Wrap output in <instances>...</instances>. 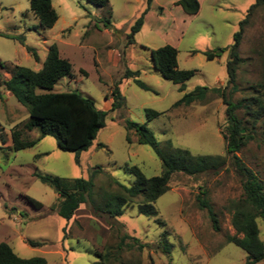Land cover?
<instances>
[{
	"label": "rangeland",
	"instance_id": "obj_1",
	"mask_svg": "<svg viewBox=\"0 0 264 264\" xmlns=\"http://www.w3.org/2000/svg\"><path fill=\"white\" fill-rule=\"evenodd\" d=\"M174 1L157 0L160 13L155 5L150 6L148 19L129 42L131 26L144 10L146 0H108L106 8L88 0H51L57 19L47 30L39 26L30 11L29 0H0V32L8 35L0 36V63L4 65L0 67L1 76H8L7 65L11 64L39 69L54 42L60 56L70 61L71 73L60 78L51 92L77 91L93 99L101 110H109L115 85L124 98L119 109L108 112L104 126L85 150L63 151L53 136L46 135L34 146L14 151L10 131L27 121L29 112L0 86V242L7 243L19 257L40 256L45 258V264H90L98 260L95 252H103L109 254L107 264H244L245 251L226 240L235 234L230 221L231 202L242 196L239 178L229 162L220 170L195 176L174 173L168 190L154 202L155 217L139 214V199L135 198L111 223L91 213L90 200L79 206L72 219L59 217L52 210L58 200L56 189L34 176H93L92 198L100 202L102 190L108 188L107 177L130 186L134 175L127 169L132 166L146 177L158 175L161 160L150 146L137 143L135 132L125 128V120L146 123L160 147L170 141L173 148L186 149L194 155L226 154L221 135L226 124L225 106L220 98L208 94L202 102L172 105L195 86L226 84L228 52H221L218 60L206 59L203 52L229 46L255 0H199L201 9L197 15H187ZM108 16L109 23L105 25ZM166 44L176 47L178 68L199 70L185 81L182 91L153 67L150 49ZM25 46L35 51L37 60ZM239 56L242 62L233 101L251 95V87L262 79L264 7H257L251 14ZM128 71H139L136 78L148 89L127 77ZM146 109L160 114L147 121ZM263 132L264 122L260 120L255 139L237 155L264 181ZM25 134L36 138L38 131ZM94 170L100 172L92 175ZM111 189L117 188L112 185ZM27 197L42 206L35 207ZM198 197L206 199L216 213L219 231L213 230ZM257 224L264 243V222L257 218ZM163 231L171 245L168 254L157 245ZM124 233L130 238L118 248V237ZM28 240L42 245L31 246ZM255 264H264V259Z\"/></svg>",
	"mask_w": 264,
	"mask_h": 264
},
{
	"label": "trees",
	"instance_id": "obj_2",
	"mask_svg": "<svg viewBox=\"0 0 264 264\" xmlns=\"http://www.w3.org/2000/svg\"><path fill=\"white\" fill-rule=\"evenodd\" d=\"M94 5L106 8L108 0H88ZM152 0H146V6L135 19L128 34V41L133 42L134 34L137 33L144 20V15ZM184 13L196 14L200 9L198 0H175ZM264 7V0H255L250 5L247 13L239 22V29L233 34L232 43L223 48L204 51L206 59L212 60L223 51H227L226 84L219 87L195 86L192 90L184 92L172 106H188L194 102H202L208 94H215L221 99L225 106L224 129L221 135L225 142L226 154L223 155H194L190 151L181 148H173L170 141H166L164 147H160L152 131L146 123H137L125 120L127 130H132L137 136V143L150 146L157 157L161 160L162 169L158 175L146 177L141 170L132 166L127 170L134 175L130 186H124L111 177L108 179V188L102 190V200L96 202L92 198L93 176L85 178L68 179L59 176L34 174L41 182L54 187L58 194V200L52 210L61 218L70 220L79 206L91 201V213L96 216H104L111 223L120 216L126 204L138 198L137 211L145 217H155L157 211L154 202L159 196L168 190V183L174 173L181 172L195 176L207 171H217L223 168L227 162L232 166L234 173L238 176L242 189V196L232 201L231 225L235 230L234 235L226 237L227 242L240 247L246 253L244 264H255L264 259V243L259 237L257 218L264 222V181L260 179L248 166L244 164L237 155L250 140L255 139L257 124L260 120L264 122V71L261 81L253 85L252 93L237 101L232 100V95L238 91L236 83L237 70L242 58L239 56V45L249 18L257 7ZM29 9L37 17L42 29H50L57 14L51 4V0H29ZM110 16V14H109ZM109 16L104 23H109ZM0 36L8 37L1 33ZM19 42L23 43L22 40ZM35 60V51L25 46ZM177 49L169 44L156 49H150L153 67L162 78L179 85L178 90L184 89V83L193 75L197 69H180L177 65ZM0 67L4 65L0 63ZM10 74L8 78L0 75V86L9 91L15 99L26 106L29 119L21 124L15 125L10 131L12 149L18 151L34 146L42 137L53 136L56 145L63 151L79 152L87 149L99 129L105 124V117L109 111L119 109L124 98L118 86L111 90V102L109 110L98 109L93 99L83 96L77 91L51 92L53 85L62 77L70 75L71 63L68 59L60 56L56 43H51L47 49L46 57L39 69H32L19 64L7 65ZM139 71H128L127 77H133L134 82L142 89L148 87L136 77ZM39 89L45 90L40 92ZM242 116H240V112ZM146 119L150 121L157 117L160 112L146 109ZM37 129L36 138H28L26 132ZM264 133V132H263ZM128 140H130L128 138ZM100 170H94L95 173ZM114 185L117 189H111ZM35 207L40 208L42 204L33 198L27 197ZM200 206L205 208L214 231H219L218 219L212 207L206 199L199 198ZM163 226L164 222L158 221ZM112 226V224H110ZM120 228V227H119ZM238 235H241L240 237ZM118 248L126 238V233L119 235ZM138 242L136 238L131 237ZM31 246H40L41 242L28 240ZM158 247L165 254L171 248L167 240V234L163 231L158 241ZM145 245L139 244V247ZM98 260L90 264H107L109 254L95 252ZM43 257L30 258L19 257L5 242H0V264H45Z\"/></svg>",
	"mask_w": 264,
	"mask_h": 264
},
{
	"label": "crops",
	"instance_id": "obj_3",
	"mask_svg": "<svg viewBox=\"0 0 264 264\" xmlns=\"http://www.w3.org/2000/svg\"><path fill=\"white\" fill-rule=\"evenodd\" d=\"M199 1V0H198ZM199 3H200V1H199ZM152 5H155L154 6V8L156 9V11L158 10V12L160 13V12H162V8L160 7V6H158L157 5V0H152L151 1V3H150V6H152ZM174 5H176L175 4V1H174ZM149 6V7H150ZM176 6H179V5H176ZM180 7V6H179ZM181 8V7H180ZM200 9H201V3H200ZM200 9H199V11L196 13V14H194V15H197L199 12H200ZM149 11V10H148ZM147 11V12H148ZM183 11V10H182ZM148 14H149V12L148 13H146L145 14V16H144V20H143V23H145L146 22V19H148ZM188 15V14H187ZM143 25V24H142ZM172 46H174V45H172ZM175 47V46H174ZM176 48V47H175ZM178 54V53H177ZM214 60H218V58L216 57V58H214ZM8 76L7 77H4V76H2L3 78H8L9 76H10V74L7 72L6 73ZM5 90V89H4ZM8 94H11L9 91H7V90H5ZM12 95V94H11Z\"/></svg>",
	"mask_w": 264,
	"mask_h": 264
}]
</instances>
